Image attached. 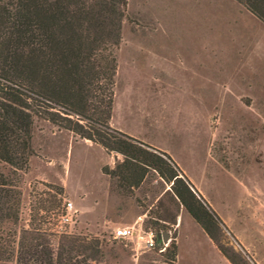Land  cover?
<instances>
[{"label":"rangeland","instance_id":"rangeland-1","mask_svg":"<svg viewBox=\"0 0 264 264\" xmlns=\"http://www.w3.org/2000/svg\"><path fill=\"white\" fill-rule=\"evenodd\" d=\"M125 3L110 127L164 152L232 237L222 244L264 264V25L233 0ZM30 145L16 230L92 241V264H162L157 251L112 240L116 227L158 230L166 246L177 232L176 264H221L153 172L122 191L101 173L120 156L43 121ZM67 203L71 222L56 229Z\"/></svg>","mask_w":264,"mask_h":264},{"label":"trees","instance_id":"trees-1","mask_svg":"<svg viewBox=\"0 0 264 264\" xmlns=\"http://www.w3.org/2000/svg\"><path fill=\"white\" fill-rule=\"evenodd\" d=\"M233 1L264 25V0ZM125 4L0 0V262L92 264L97 255L92 241L70 235L54 238L35 228L15 229L17 173L26 171L33 155L34 122L43 121L120 156L113 168L103 167L101 173L122 191L138 187L146 173L153 172L170 185L176 203L229 264H253L222 244L230 234L164 152L109 125ZM49 187L61 194L60 187ZM158 253L162 264H175L173 242Z\"/></svg>","mask_w":264,"mask_h":264},{"label":"built area","instance_id":"built-area-1","mask_svg":"<svg viewBox=\"0 0 264 264\" xmlns=\"http://www.w3.org/2000/svg\"><path fill=\"white\" fill-rule=\"evenodd\" d=\"M71 204L67 203L63 214L57 217V225L56 229H60L64 225H67L71 222V215L70 213ZM156 234L150 229H142L140 227L134 226H122L116 227L110 232V237L112 240L118 241H126L133 245H135L136 249L142 250H154L155 248V239ZM164 247H160L157 243V252H161Z\"/></svg>","mask_w":264,"mask_h":264},{"label":"crops","instance_id":"crops-1","mask_svg":"<svg viewBox=\"0 0 264 264\" xmlns=\"http://www.w3.org/2000/svg\"><path fill=\"white\" fill-rule=\"evenodd\" d=\"M201 231V230H200ZM202 232V231H201ZM204 235V234H203ZM205 236V235H204ZM205 238L209 241V239L205 236ZM175 240H176V243H175V245H176V258H177V232H176V238H175ZM209 243L211 244V246L215 249V251L217 252V256H216V259L218 260V262H220L221 264H229L221 255H220V253L216 250V248L213 246V244L209 241ZM176 258H175V264H176Z\"/></svg>","mask_w":264,"mask_h":264},{"label":"water","instance_id":"water-1","mask_svg":"<svg viewBox=\"0 0 264 264\" xmlns=\"http://www.w3.org/2000/svg\"><path fill=\"white\" fill-rule=\"evenodd\" d=\"M169 186H170V185H169ZM166 237H167L166 234H163L162 237H160L159 234H156V236H155V239H156L158 245H159L161 248L164 247V246H166Z\"/></svg>","mask_w":264,"mask_h":264}]
</instances>
